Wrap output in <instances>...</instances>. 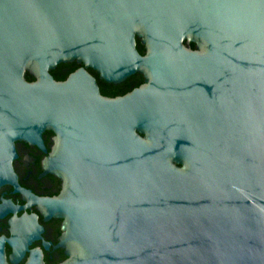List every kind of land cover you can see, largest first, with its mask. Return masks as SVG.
Instances as JSON below:
<instances>
[{"label":"water","instance_id":"1","mask_svg":"<svg viewBox=\"0 0 264 264\" xmlns=\"http://www.w3.org/2000/svg\"><path fill=\"white\" fill-rule=\"evenodd\" d=\"M0 264H264V0H0Z\"/></svg>","mask_w":264,"mask_h":264}]
</instances>
